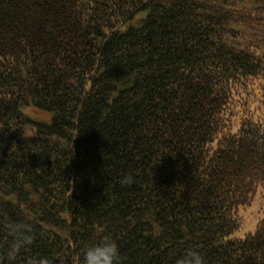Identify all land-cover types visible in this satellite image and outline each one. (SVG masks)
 I'll return each mask as SVG.
<instances>
[{
    "label": "trees",
    "instance_id": "16d2710c",
    "mask_svg": "<svg viewBox=\"0 0 264 264\" xmlns=\"http://www.w3.org/2000/svg\"><path fill=\"white\" fill-rule=\"evenodd\" d=\"M102 237L264 264V0H0V264Z\"/></svg>",
    "mask_w": 264,
    "mask_h": 264
},
{
    "label": "clouds",
    "instance_id": "9594fccd",
    "mask_svg": "<svg viewBox=\"0 0 264 264\" xmlns=\"http://www.w3.org/2000/svg\"><path fill=\"white\" fill-rule=\"evenodd\" d=\"M132 182L131 176L123 180L124 184ZM82 264H124V262L118 244L109 237H102L99 242L86 248ZM176 264H204V259L198 251L190 249L177 259Z\"/></svg>",
    "mask_w": 264,
    "mask_h": 264
},
{
    "label": "rangeland",
    "instance_id": "374dc122",
    "mask_svg": "<svg viewBox=\"0 0 264 264\" xmlns=\"http://www.w3.org/2000/svg\"><path fill=\"white\" fill-rule=\"evenodd\" d=\"M29 114L33 117V118H37L40 120H48L49 116L45 113H39V112H34V111H29ZM253 209L255 212L257 211L256 208H250ZM254 212L248 210V217L251 219L250 223L248 222L246 224V226L241 230V232L238 233V236L241 237H245L248 233H250V231H252L254 225L251 223V221H253L255 219V216L253 214Z\"/></svg>",
    "mask_w": 264,
    "mask_h": 264
}]
</instances>
